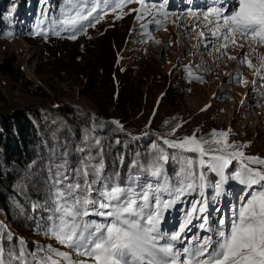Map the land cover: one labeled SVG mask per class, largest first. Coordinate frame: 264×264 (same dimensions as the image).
Masks as SVG:
<instances>
[{
    "label": "rangeland",
    "instance_id": "374dc122",
    "mask_svg": "<svg viewBox=\"0 0 264 264\" xmlns=\"http://www.w3.org/2000/svg\"><path fill=\"white\" fill-rule=\"evenodd\" d=\"M170 1L173 3L170 4ZM147 2L159 4L163 0ZM234 3L235 0H225L223 4L215 5L222 8L221 17L218 18L221 23L222 17L230 13ZM138 8L143 11L138 3L133 2L115 12L106 9L101 21L94 28L86 27V30L77 32L75 40L68 39L72 35L71 30L65 31L59 22L63 18L62 12L54 20L55 23L37 25V31L45 32L46 36H32L28 31L0 34V112L11 113L32 107L35 115L32 116L33 121L35 117V121L40 123L38 125L51 127V139L59 138L62 134L71 138L63 139L66 141L65 149L71 147L72 139L90 142L93 139L90 136L93 129L100 128L96 134L97 140L113 142L116 134L125 133L131 139L139 138L141 146L146 137V147L157 156L160 149L157 151L158 142L152 140L153 137L159 142L164 139L179 142L193 134L197 139H221V145L214 142L204 145L206 149H212L223 143L222 138L210 136L215 130L227 131L229 144L247 145L240 148L245 157L264 159V79L256 74L255 69H248L247 62L241 65L228 56L221 61L217 58L218 54L212 51L205 53L202 45L197 46L201 30L205 32V38H211L205 27L207 19L203 16L208 9L205 0H167L163 10L167 17L163 13L159 17L162 20L161 26L152 23L156 18L155 9L152 10V15L146 14L144 19L137 21L138 13L129 12ZM117 15L123 18L116 19ZM212 18L210 16L208 19ZM2 23H5L3 18ZM141 24L147 25V28H141ZM190 27L192 31L189 33ZM239 40L237 37L238 42ZM220 43L224 41L221 40ZM228 53L238 58L246 53L253 65L259 66L264 57V46L253 52L251 48L241 49L232 45ZM7 63L18 66L29 83L18 80L8 72ZM185 66L192 69L193 75L203 77V81L191 79ZM229 73L240 74L247 83L230 81L227 75ZM253 81L256 82L255 85ZM32 84L40 87L42 92L33 93ZM72 119L73 122H78L76 136L73 132L76 125L71 123ZM99 124L102 125L97 127ZM174 128L177 130L173 133ZM40 132L42 133V129H39V135ZM119 147H122V142ZM164 154L168 157V163L171 159L172 162L175 161L170 152ZM111 155L109 153L107 162L112 165ZM194 155L197 187L193 196L188 198L193 203L188 204L187 212L192 210L194 203L197 207L201 201L207 203L203 213L193 214L191 222L176 241L177 250L184 246L191 233L194 239L211 234L200 228L203 218H207V226L215 230L217 220L230 219L232 212L240 206L249 192L256 190L248 189L240 201L247 187L242 184L233 194L229 193V197L221 199L220 196H215L218 200L214 201L211 197L214 196L212 183L205 181L203 165L200 164L203 159L208 165L210 157H200L199 153ZM232 161L238 163L234 173L241 169L242 164L264 169V166L251 164L244 158H233L229 165L233 164ZM182 162L189 163L188 160ZM183 169L186 167L181 164L171 171L177 177L176 180L180 179L179 174ZM20 170L18 179L21 184L24 182L23 188L27 193L17 189L22 197L29 198L28 188L35 193L37 187L32 181L30 186L27 185L25 169ZM219 181L220 179L217 182ZM20 182L17 180L14 187ZM186 194L187 191L175 199L171 207L179 209L181 204L183 206ZM163 198H168L166 193ZM31 202L39 204L40 201L36 199ZM217 203L220 204L219 208H216ZM228 204L231 205L230 210ZM222 209L226 210L224 217ZM4 214L0 211V222L5 226ZM182 214L180 210H163L160 219L164 221L158 225L160 231L165 235L178 232L186 220L184 211V220L179 222L178 218ZM170 215H175L173 224H168ZM6 224L9 229L7 231H15L24 242L42 247L51 245L58 251L68 252L74 261H92L91 258L78 257L69 252L66 246L58 244L54 238L37 236L28 229H17L10 222ZM63 262L67 264L66 261Z\"/></svg>",
    "mask_w": 264,
    "mask_h": 264
},
{
    "label": "snow or ice",
    "instance_id": "6c2138e0",
    "mask_svg": "<svg viewBox=\"0 0 264 264\" xmlns=\"http://www.w3.org/2000/svg\"><path fill=\"white\" fill-rule=\"evenodd\" d=\"M133 2L143 8V11L138 8L129 12L138 13L137 21L144 19L146 14L152 15L153 9L156 10V18L152 20L155 25H162L159 18L161 13L167 17V13L163 12L167 0L159 4L148 3L147 0H64L63 18L59 22L65 31L71 30L72 35L68 36V39L75 40L77 32L86 30V27L94 28L101 21L105 9L115 12ZM224 2L225 0H212L213 5H221ZM221 12V7L209 6L203 13L207 19L205 27L211 38H205V32L201 30L197 46L202 45L205 53L212 51L218 54L217 58L221 61L228 56L241 65L247 62L248 69H255L256 74L264 79V57L261 58L259 66H255L246 53L239 58L228 53L232 45L241 49L251 48L253 52L264 46V0H235L230 13L222 17V23L218 19ZM210 16L213 18L208 19ZM121 18V15L116 16V19ZM141 28L146 29L147 25L141 24ZM188 31L190 33L192 28ZM37 34L46 36L43 31H38ZM55 34L59 35V32ZM237 37L240 38L239 42ZM221 40L224 43H220ZM185 68L191 79L203 81V77L193 75L190 67ZM227 75L232 82L247 83L238 73ZM255 83L253 81L254 85ZM114 123L118 124L115 121ZM176 130L174 128L172 132ZM228 134L227 131L213 130L210 136L222 138L223 143L222 146L212 149H206L204 145L212 142L221 145V139H197L193 134L179 142L164 139L163 143L173 148L199 153L200 157L209 156L208 167L221 177L215 184L216 196H220L222 185L228 179L225 169L233 158H244L251 164L264 166V159L245 157L240 148L247 145L229 144ZM167 159L163 151H158L155 160L145 171L150 172L152 177H159L160 162ZM200 164L204 165L205 161L201 159ZM62 168L63 164L58 166L57 175L53 179L52 187L55 191L51 194L50 215L47 218L48 223L44 225L47 229L45 234L72 249L78 257L91 258L94 264H161L157 259L159 253L164 257L162 264H264V169L242 164L241 169L233 173L232 178L249 189L254 185L258 188L249 192L247 198L232 212L230 219L217 220L215 230L208 227V219L203 218L200 228L211 234L190 238L187 246L177 250L174 242L191 222L193 214L205 211L204 205L207 201H201L199 207L196 203L192 205V210L186 212L185 223L175 234L165 235L158 225L163 210L170 208L181 194L195 190L196 173L191 169H184L179 174L178 182L166 183L165 187H161L159 181L142 183L139 182V177L135 181L130 177L129 182L121 185L118 182L119 173L104 176L103 165L90 166L87 161L82 168L75 170L77 177L83 178V183L79 180L66 183L67 176L59 172ZM90 168L94 177L92 181L88 180ZM96 184H99V187H94ZM60 185H63V188ZM165 193L168 197L166 199L163 198ZM215 198L214 196L213 199ZM89 216L102 219L85 221L84 218ZM8 238H12L11 233ZM20 245L18 252H9L7 255L0 245V264H31L28 257L36 261V264H61V261L53 259V256L62 258L67 264H87L86 261H74L68 252L58 251L51 245L39 247L31 253L25 251L22 238ZM182 256L184 258L181 260Z\"/></svg>",
    "mask_w": 264,
    "mask_h": 264
},
{
    "label": "trees",
    "instance_id": "16d2710c",
    "mask_svg": "<svg viewBox=\"0 0 264 264\" xmlns=\"http://www.w3.org/2000/svg\"><path fill=\"white\" fill-rule=\"evenodd\" d=\"M27 2L28 0H0V34H5L6 32L19 34L22 32L18 31V27L14 25L11 19L12 11L24 6ZM2 18L5 23H2ZM6 69L18 80H22L26 84L29 83L18 66L7 63ZM33 90V93L42 92V89L37 85H33ZM26 109L15 110L11 113L0 112V211L5 213L3 220L6 223L10 222L17 229L23 228L34 231L37 236L46 235L47 229L44 225L48 223L51 194L55 191L52 187L53 179L57 175L58 166L61 164L64 165V168L59 169V172L67 176L66 183L76 182L77 180L83 183V178L77 177L75 170L82 168L84 162L87 161L90 166L103 165L102 175L104 176H112L114 173H119L120 180L118 182L121 185L129 182L130 177L133 181L139 177V182L142 183H153L152 181L155 180L159 181V184L164 182L171 184L173 183L172 176L176 178L171 171L177 165L184 164L182 161L188 160L190 163L189 169L196 166V157L193 152L170 147L153 137L152 140L158 142L157 151L160 149L163 153L170 152L175 161L172 162V159L169 163L166 160L161 161L159 165L161 175L152 177L150 172L145 171V168L153 163L156 153L151 152L146 147V137H144L145 142L141 146L139 138L136 140L132 137L131 139L125 133L116 134V139L113 142L106 141V139L97 140L96 134L100 128L93 129L90 134L93 139L90 142L72 139L71 147H67V150L64 147L66 146V141L63 139L71 140V138L67 134H62L59 138L54 139L53 137L54 140L51 139L52 133H49L52 132L51 127L47 128L44 124L38 125L40 123L35 121V117L34 121L32 118V116H35L33 108L29 107ZM73 121L74 119H72L71 123L76 125L75 130H73L76 136L78 134V122ZM100 125L102 124L97 125V127H100ZM39 129H42L40 135L38 134ZM121 142L122 147H119ZM80 146L82 147L81 149ZM110 146L111 148H109ZM140 152L142 153L140 154ZM109 153L112 154V165L107 162ZM232 163L231 172L237 164L234 161ZM166 165L168 166L166 167ZM203 168L205 173H207L208 166L206 163ZM20 169H25L27 185L29 184L30 186L32 181L33 185L37 187L35 193L28 188L29 198L22 197L18 191V189L25 190L23 188L24 182L21 184L18 179ZM209 176L213 177L214 174L209 173ZM229 176L228 178L232 179V175ZM93 179L90 168L88 180L92 181ZM17 180L20 184L18 185L17 183L15 188L14 183ZM225 182H228V179ZM60 187L63 188V185H60ZM94 187H99V184L94 185ZM93 195H95V192H93ZM36 199L40 201L39 204L31 202ZM84 220H91L90 216L85 217ZM6 223L4 226L0 222V245L3 246L7 255L9 252H18L21 247V237L15 231H7L9 229H7ZM9 233H11V239L8 238ZM49 238L52 237L49 236ZM56 242L60 244L58 241ZM24 245L25 251L29 253L35 252L37 248L42 247L27 242H24ZM28 260L31 261V264H36V261H32L31 257H28Z\"/></svg>",
    "mask_w": 264,
    "mask_h": 264
},
{
    "label": "clouds",
    "instance_id": "9594fccd",
    "mask_svg": "<svg viewBox=\"0 0 264 264\" xmlns=\"http://www.w3.org/2000/svg\"><path fill=\"white\" fill-rule=\"evenodd\" d=\"M145 246L147 247V245H145ZM157 259H158V261H160L161 264H162V262H163V260H164V257H163L162 254L157 253Z\"/></svg>",
    "mask_w": 264,
    "mask_h": 264
}]
</instances>
